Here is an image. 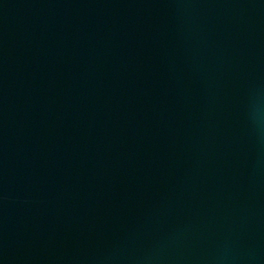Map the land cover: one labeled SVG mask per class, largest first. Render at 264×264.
<instances>
[{"label":"water","instance_id":"obj_1","mask_svg":"<svg viewBox=\"0 0 264 264\" xmlns=\"http://www.w3.org/2000/svg\"><path fill=\"white\" fill-rule=\"evenodd\" d=\"M0 264H264V0H0Z\"/></svg>","mask_w":264,"mask_h":264}]
</instances>
